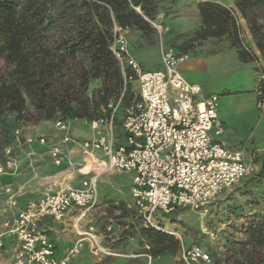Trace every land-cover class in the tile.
Segmentation results:
<instances>
[{
  "label": "built area",
  "instance_id": "1",
  "mask_svg": "<svg viewBox=\"0 0 264 264\" xmlns=\"http://www.w3.org/2000/svg\"><path fill=\"white\" fill-rule=\"evenodd\" d=\"M150 23L160 36L163 67L145 70L132 55L123 28L113 23L111 49L122 71L124 87L119 99L107 105L110 116L90 121L97 137L80 142L85 152H100L90 158V169L86 170L87 175L91 172L94 175L84 178L80 188L66 185L46 193L2 222L0 248L5 235L14 237L19 243L15 248L14 264H71L86 242L95 255H118L102 245L100 233L90 219L100 207L97 177L101 173L136 172L131 206L143 227L159 230L163 229L158 223V213L172 214L184 207L205 209L221 192L234 189L252 175L253 157L246 160L240 150L226 148L211 135L212 131L215 135L223 132L217 114L218 95H203L200 85L182 76L178 67L188 58V53L178 54L171 47L165 48L162 41L165 29L154 21ZM257 66L260 69L255 93L258 107L264 109V71ZM130 82H136L137 88L133 101L123 113L122 141L119 142L114 121ZM54 127L64 131L63 144L74 141L66 120H56ZM14 138L21 143V129L15 130ZM24 143L46 146L47 137L27 135ZM16 146L11 143L5 147L0 175L17 170ZM49 152L54 163L62 165L61 150L54 146ZM87 164L85 161L84 167ZM75 212L74 227L80 238L59 255L54 242L40 228V222L45 217L62 220ZM107 229L111 230L112 225ZM174 234L180 243L182 264H216L207 249L199 245L187 246L181 234ZM145 255L151 261L152 256Z\"/></svg>",
  "mask_w": 264,
  "mask_h": 264
},
{
  "label": "trees",
  "instance_id": "2",
  "mask_svg": "<svg viewBox=\"0 0 264 264\" xmlns=\"http://www.w3.org/2000/svg\"><path fill=\"white\" fill-rule=\"evenodd\" d=\"M176 3L177 0H0V158L26 118L55 122L109 117L107 105L119 99L124 87L122 71L111 49L113 23L139 31L155 42L156 29L150 21L161 14H177ZM233 3V7H228L217 0L199 1L200 26L183 35L182 50H191L207 39L225 38L240 60L257 61V55L241 39L239 13L250 24L255 46L264 59V35L255 13L264 0H233ZM58 25L66 33L57 35ZM71 58L82 62L77 75L72 71ZM75 76V95H60L61 91L52 86V79H75ZM132 83H128L114 121L120 137L123 113L134 98ZM128 212L123 210L125 214ZM136 218L140 220L137 213ZM158 223L163 230L143 227L141 220L134 229L131 223L125 237L136 236L138 246H147L149 249L145 250L153 258H173L179 251V240L168 233L160 219ZM107 227L104 237L114 239L116 227L111 230ZM248 233L250 238L241 243L234 263L264 264V253L257 248L264 247V228L250 227ZM105 238L102 245L116 251L118 247ZM248 246L252 248L246 251ZM110 258L111 255L105 256ZM230 259L227 255L214 260L216 264H229Z\"/></svg>",
  "mask_w": 264,
  "mask_h": 264
},
{
  "label": "rangeland",
  "instance_id": "3",
  "mask_svg": "<svg viewBox=\"0 0 264 264\" xmlns=\"http://www.w3.org/2000/svg\"><path fill=\"white\" fill-rule=\"evenodd\" d=\"M199 1L203 0H177V14H170L168 16L161 14L156 20H153L155 23L162 25V27L165 29V32L162 36V41L165 48L171 47L178 54H183L180 44L185 39V37L183 36V33H179L178 31L182 30L183 26H193L195 23H197V19L200 18L197 8V3ZM217 1L220 3L222 2L223 4L225 2L227 3L229 0ZM256 12L258 15V21L256 23L259 25L262 34L264 35V5L258 7L255 10V13ZM237 16L242 41L247 47L250 48L251 51L257 55L258 59L255 62H264L260 51L255 46V37L251 30L250 24L239 13H237ZM61 27V25H58L56 30L57 35L60 33H66ZM153 27L155 28V26ZM127 36L129 40V49L132 55L144 65L143 68L145 70H155L161 69L163 67L160 57V36L157 30L155 32V42H151L149 38L143 37L141 32L136 30H128ZM213 41H215L218 48H222L224 46L230 48L228 40L225 38L216 39ZM207 43L208 42H206V44ZM83 61L85 62V59H83ZM70 62L72 63L73 73L75 72L77 75L80 67L82 66V62L80 60L75 61L73 58H71ZM259 69L260 68L258 66L255 67L257 75ZM52 80V86L55 89L61 91L59 93L60 95L69 96L70 94H76L75 91L73 92V88H75L77 85L76 76L75 79L73 77L71 79ZM238 82L239 81L237 79H231L230 81H227V83L231 86H238ZM136 88L137 83L133 82V95L136 91ZM228 94V92H217L219 97L218 103L220 102L221 106L224 103L226 104L227 98L225 96H228ZM247 95L248 96H242L241 98H232V108L235 113H230V116L224 117V121L226 123V134H228L230 140L237 144V146H242V148L243 146H247L249 149L254 146H263L261 144L264 138V109H260L257 104H255L256 106H251V98L253 96L251 94ZM255 103H257L256 99ZM67 123L69 124L71 132L74 136L90 137L94 133L91 124L86 122V120L69 119L67 120ZM255 127V144H252V141L250 140V133L252 128ZM41 128L45 131L49 130V132L53 129L56 130L53 121L41 122L34 119L28 120L27 118L19 127L23 133L31 132V134L43 133ZM44 134L46 135L47 139L50 138V134H46V132H44ZM12 143L17 145V174L21 171V169L26 167V165H22L20 159L23 158V155H26L27 151L25 150L26 145L21 143L20 146L19 142L16 141L15 138ZM232 144L233 143L230 142L228 145L232 146L231 148H233L234 144ZM255 157L256 156H253L254 167L256 164ZM2 161L3 157L0 158V163ZM255 171L256 169L254 168L251 177L244 178L238 187L221 192L219 197L214 202L209 204L205 209L194 210L186 207L179 208L172 214L158 213L159 219L162 221L163 226L168 231V233L172 234L174 237H176L174 234L175 232L181 234L187 246L199 245L207 249L214 259L219 257L224 258L228 255L231 258L229 264H235L233 260L242 247L241 243L247 242L250 238L248 233L249 228H264V174L256 175ZM11 174L12 172L4 173L0 177V182L4 184H13L14 179ZM134 177V171H108L97 179L98 194L101 196L108 195L110 198L119 201L133 202L131 186L134 181ZM5 204V197L3 194H0V211ZM11 209H15V207L11 206ZM99 209L101 208L97 209V217L92 218L93 222L101 223V231L103 234H106V225L111 224L114 228L116 227V235L113 237L114 239L104 238L109 243L118 247L115 249L116 251H114L118 253V255H111L110 259L95 256L93 257L95 258L93 259V264H182L180 261L179 251L173 258L165 256L156 258L154 257L151 259L152 261H150L145 255L149 254L146 252V250L149 249L147 246L145 247L146 250L144 246L139 247L136 236L131 238L125 237L127 235L126 231L129 229L128 226L131 223L134 224V229L140 226V220L136 218V212L130 210V213L128 212V214H125L112 211L108 212L107 215H103L100 214L102 209ZM1 220L2 214H0V223ZM251 248V246H248L246 251ZM257 248H259L264 253V247ZM14 255V250L0 248V264H14ZM80 257L76 259V264H86L84 260L87 259V256H82L81 259Z\"/></svg>",
  "mask_w": 264,
  "mask_h": 264
},
{
  "label": "crops",
  "instance_id": "4",
  "mask_svg": "<svg viewBox=\"0 0 264 264\" xmlns=\"http://www.w3.org/2000/svg\"><path fill=\"white\" fill-rule=\"evenodd\" d=\"M223 4L228 7L234 6L232 0H229L227 3L225 2ZM200 23L201 22L199 18L197 19V23H195V25L183 26V29L178 32L183 34L190 33L198 28L200 26ZM123 30L127 35L128 30L130 29ZM213 40L216 39L204 40L201 43L195 44V46L191 50H188L186 52L183 51V53H188L189 56L179 64V71L188 82L200 85L203 95L217 94L218 91L229 93L228 96H225L227 98L226 104L224 103L221 106L219 102L217 106V114L219 120L222 121L221 123L223 132L220 135H215L214 131H212L211 135L215 140L221 142L226 148L240 150L246 160L252 158L255 155V174H264V138L261 144L263 146L261 147L254 146L248 149L247 146H243V148L242 146H237V144L230 140L228 134H226V123L224 121V117L230 116V113H235L232 108V98H241L242 96H248L247 94H251L253 96L252 98L250 97L251 106H256L255 104L257 103H255V99L257 102L258 97L255 93V89L258 80L255 67L258 64L264 71V62H243L242 60H240L235 49H231L226 46L218 48L217 44ZM206 42L208 43L206 44ZM139 63L142 65V67H144V65L140 61ZM231 79H237L239 81L238 86L229 85L227 81H230ZM86 122L90 123V121ZM92 129L94 133L90 137L74 136L70 129V135L72 136L74 141L71 140L65 144L61 142L64 131L53 129L49 132V130L45 131L44 129H42L41 131L43 133L32 134L31 132L23 133L22 131L21 143L26 145L25 150L27 152L25 156H22L23 158L20 159V162L22 163V165H26V167L24 169H21V171L17 174L16 171L12 172L11 176H13L14 179L13 184H4L0 182V190H2L0 191V194L4 195L6 201V204L0 211V214H2L0 226L2 222L5 221V219L17 214L20 210L24 209L29 202L37 201L41 199L46 193L58 191L60 188L66 185L74 188H80L82 186V180L84 178L94 175V172H91L88 175L86 174V171L84 170L85 161L91 162L89 159L92 158V156L95 154L100 155V152L89 151L87 153L80 146V142L82 140H91L97 137L96 130L93 127ZM255 129L256 127L252 128L250 133V140L252 141V144H255ZM44 132H46V134H50V138L47 139L46 146H41L37 143H24V138L27 135H31L34 137H38L40 135L46 136ZM122 132L123 131H121V134ZM119 134L120 133H118V136ZM118 141L121 142L122 137L119 136ZM230 142L234 144H232L234 146L233 148H231L232 146L228 145ZM21 143H19L20 146ZM54 146H57L61 150L63 157L62 165H56L49 152L50 148ZM52 162L54 164V167ZM105 173L99 174L98 177L100 178ZM2 175L3 174H1L0 177ZM134 184L135 177L131 186V190L133 189ZM98 197L100 202L99 208L102 209H99L101 210L100 214L107 215L108 212L112 211L123 213V210L129 211V213L130 210L136 212L135 209L131 206L132 202L115 200L113 198H110L108 195L101 196L100 194H98ZM13 202H15L14 205ZM115 202H118L120 204L118 206H115ZM11 206H14L15 209H11ZM97 213L98 210L94 211L90 215L92 221L93 217H97ZM76 214V212L71 213L62 220H55L52 217H45L40 222V228L44 230L49 235L50 239L54 242L57 248V253L59 255L63 253L66 247L72 246L80 238L74 227V219ZM94 224L96 225L97 231L100 233L101 240L103 241L104 234L101 231V223ZM2 240L4 245L1 248L3 249H12L15 251V248L19 245L18 241L11 236L5 235L2 237ZM82 256H87V259L84 260L86 264H93V259H95L93 257H97L99 255L93 254L91 252L89 243L86 242L85 248L79 255L80 259L82 258ZM105 256L108 255H103L100 257ZM77 258H75L71 264H76Z\"/></svg>",
  "mask_w": 264,
  "mask_h": 264
},
{
  "label": "bare ground",
  "instance_id": "5",
  "mask_svg": "<svg viewBox=\"0 0 264 264\" xmlns=\"http://www.w3.org/2000/svg\"><path fill=\"white\" fill-rule=\"evenodd\" d=\"M89 160H90V159H89ZM90 163H91V162H89V161H88V164H87V166H86V167H84V170H85V171H86V170H88V169H90Z\"/></svg>",
  "mask_w": 264,
  "mask_h": 264
}]
</instances>
